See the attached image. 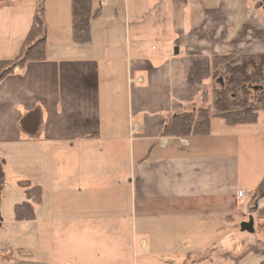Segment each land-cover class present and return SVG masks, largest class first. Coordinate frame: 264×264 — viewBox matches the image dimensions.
Instances as JSON below:
<instances>
[{"label": "crops", "instance_id": "1", "mask_svg": "<svg viewBox=\"0 0 264 264\" xmlns=\"http://www.w3.org/2000/svg\"><path fill=\"white\" fill-rule=\"evenodd\" d=\"M34 1H0V61L19 56L39 10ZM116 1L124 4L114 18L94 2L100 16L82 44L73 41L72 0H46L45 60L17 69L0 87V143L35 145L51 185L47 204L44 183L34 185L43 188L42 202L31 220L54 217L51 228L42 221L52 233L48 258L130 264L131 253L151 248L162 264H264L255 235L264 218L256 197L264 178L261 117L237 126L214 119L208 135L162 136L169 116L202 103L213 56H264V5L223 0L205 9L200 0L185 19L191 7L177 1L175 24L184 29L172 39L141 33L143 25L170 22V0ZM187 23L196 26L193 36ZM36 109L44 122L31 137L21 122ZM238 219H246L243 233L253 219L246 240H237ZM11 260L0 250V264Z\"/></svg>", "mask_w": 264, "mask_h": 264}, {"label": "trees", "instance_id": "2", "mask_svg": "<svg viewBox=\"0 0 264 264\" xmlns=\"http://www.w3.org/2000/svg\"><path fill=\"white\" fill-rule=\"evenodd\" d=\"M39 1V10L31 30L15 60L0 61V87L8 76L17 69L34 61H43L47 56V40L44 21V4ZM95 0H72V31L75 43L91 41V23L100 16L94 10ZM264 5V0H257ZM213 85L203 94L202 103L192 111H183L169 116L163 130L164 137L186 138L208 135L214 119H221L229 126L255 124L259 112L264 110V56L215 55L211 59ZM219 82L218 89L215 84ZM217 82V84H218ZM41 109L29 113L21 122L23 131L31 137H38L43 126ZM4 172L0 166V183ZM28 200L16 206L17 221H31L35 218V206L42 202V188L27 187ZM257 197L264 198V178L256 190Z\"/></svg>", "mask_w": 264, "mask_h": 264}, {"label": "rangeland", "instance_id": "3", "mask_svg": "<svg viewBox=\"0 0 264 264\" xmlns=\"http://www.w3.org/2000/svg\"><path fill=\"white\" fill-rule=\"evenodd\" d=\"M101 1L102 0H96L95 7H99L102 12H106L105 17L109 18H114L116 16L115 6H120V9H122L124 4L122 1L111 0L107 1V4L104 7H101ZM128 1L129 3H132L133 0ZM177 1H182V6L187 4V6L191 7V10L188 9L185 15V19H188L193 17L194 13L196 12L195 4L198 1L197 3L199 5L200 0H170L169 9L167 10L169 14H166V18L169 17L170 22L161 23L157 20L155 24L148 26L143 25V29L141 28V33L143 35L152 34L153 36L163 35L166 38L169 37L172 39H174L176 36L182 35L181 33H183L184 26L175 24V20L178 17V10L174 5L179 3ZM212 1L224 2L223 0H204L205 9L210 7L209 3ZM120 19H122L120 22H125L123 10L120 11ZM186 29H188L187 37L193 36L194 32L197 30L196 26H192L189 23H187ZM192 39L193 38H191V40ZM152 47L156 46L153 44ZM174 52L176 54V48ZM192 64H194V67L197 66L199 69L198 64H196L194 61ZM193 74L196 75L195 70H193ZM217 82L215 86L219 89L220 84L219 82L217 84ZM259 116L261 117L259 128L264 130V110L260 112ZM259 116L258 120L260 118ZM261 155L263 154H260L257 160L263 157ZM41 161L42 160H39L37 155V149L35 145L26 146L23 143H0V166L4 172V177L1 181L2 183H0V250L9 256L10 259H12V264H15L16 262H24L28 264H68L66 260H51L48 258V253L51 254L53 249L51 230H46L47 228H51V225L54 222V217L51 216L50 211L45 212V217L41 219V223H36L35 221H30L31 223L17 221L16 219V206L24 203L27 200L28 197L26 190L29 185L34 186L35 184H39L42 181L44 183L43 192L45 191L46 196L45 203L47 204L49 202L51 196V185L41 174L43 166ZM46 219H48V225L46 226L49 227H46V229L43 230L42 221ZM245 220L246 219H238V221L235 222L238 230L237 235H239L237 238L238 241L246 240L248 236L253 235L242 232V224ZM263 232L264 218H258L255 223V235L260 237L259 240L264 242ZM241 236L243 237L241 238ZM222 240L231 241V239H228V237L220 239V241ZM22 250L32 252L33 256L27 257L28 253L23 252ZM152 251L153 250L149 248L148 254L144 256H137L135 255V252L134 255L131 253L132 261L130 264H162L159 263V258L154 259V257H152ZM140 253L141 249L139 250V254ZM61 256L66 257V254H62Z\"/></svg>", "mask_w": 264, "mask_h": 264}, {"label": "water", "instance_id": "4", "mask_svg": "<svg viewBox=\"0 0 264 264\" xmlns=\"http://www.w3.org/2000/svg\"><path fill=\"white\" fill-rule=\"evenodd\" d=\"M243 229H244L245 231H247V232L252 233V232H253V219H251L249 223H245V224L243 225Z\"/></svg>", "mask_w": 264, "mask_h": 264}, {"label": "built area", "instance_id": "5", "mask_svg": "<svg viewBox=\"0 0 264 264\" xmlns=\"http://www.w3.org/2000/svg\"><path fill=\"white\" fill-rule=\"evenodd\" d=\"M104 1L101 2V6L104 4ZM257 203H258L257 204L258 209H264V198L257 197Z\"/></svg>", "mask_w": 264, "mask_h": 264}]
</instances>
